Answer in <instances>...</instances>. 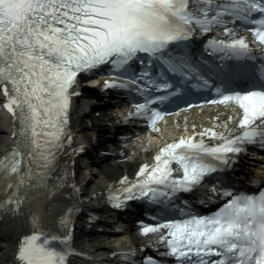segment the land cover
Wrapping results in <instances>:
<instances>
[{
  "label": "snow or ice",
  "instance_id": "6c2138e0",
  "mask_svg": "<svg viewBox=\"0 0 264 264\" xmlns=\"http://www.w3.org/2000/svg\"><path fill=\"white\" fill-rule=\"evenodd\" d=\"M237 24L255 36V46ZM197 34H212L199 53L192 47ZM257 52L264 55V0H0V90L19 125L18 139L0 155V211L19 213L40 189L62 197L60 233L46 232L33 213L16 264H69L73 254L82 255L73 245L76 218L92 197L82 195L74 168L53 173L66 146L73 155L87 150L86 143L71 147L72 97L81 94L74 89L82 74L102 71L105 89L135 100L127 118L146 117L153 128L168 115L161 105L195 90L214 91L222 99L211 103L233 110L230 119L217 117L213 126L165 144L134 179L124 175L108 189L118 209L145 201L167 214L145 226L144 234L157 235L166 248L160 257L147 256V264H264V192L226 178L242 154L264 152V67L256 90L234 87L252 76L234 61ZM254 182L264 186V175ZM186 195L223 206L204 215ZM122 255L131 261L135 252Z\"/></svg>",
  "mask_w": 264,
  "mask_h": 264
},
{
  "label": "bare ground",
  "instance_id": "6f19581e",
  "mask_svg": "<svg viewBox=\"0 0 264 264\" xmlns=\"http://www.w3.org/2000/svg\"><path fill=\"white\" fill-rule=\"evenodd\" d=\"M6 104L7 96L0 90V150L7 149L18 138L16 135L19 127L17 119L11 111L6 109ZM89 110L90 107L76 108L70 114V127L73 135L71 147L73 148H78L80 145L81 138L79 134L81 131L84 132L88 129L87 125L92 116H90ZM232 111L231 107H214L206 110H196L181 119L171 118L170 122L168 121L169 124L167 123L162 132L158 133L159 138L155 139L154 143L149 144L146 149L144 144L135 147L130 152L132 159L125 161L119 166L111 167L107 177L101 178L97 186L92 187V191L87 195L95 198L97 197L95 195L97 192L106 193L107 189L115 182H118L124 175L131 177L141 164H151L158 149L161 147L160 145L170 142L175 135H184L187 132L192 134L201 130L202 127H211L216 123L217 117H220L221 122L230 119ZM100 120L115 121L116 118L113 113H110ZM185 124H187V128ZM193 124H196L197 128H192ZM77 158V155H73L66 146L58 157V166L53 176L61 175L65 167L69 170L74 168L76 171L79 164ZM73 160H75V164L72 163ZM74 178L82 189L85 188L83 184L90 181L83 173H78L77 175L75 173ZM69 179L71 180L72 177ZM66 190L67 188L64 189V191ZM55 195L56 199H53L47 190L41 189L30 194L29 202L24 204L20 215L0 216V241H2L0 242V264H16L18 243L23 235L29 234L33 230V213H38L42 217L43 227L46 232L51 234L60 233L58 216L62 206L60 203L62 197L59 193ZM105 245L103 244V246Z\"/></svg>",
  "mask_w": 264,
  "mask_h": 264
}]
</instances>
